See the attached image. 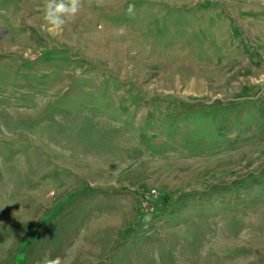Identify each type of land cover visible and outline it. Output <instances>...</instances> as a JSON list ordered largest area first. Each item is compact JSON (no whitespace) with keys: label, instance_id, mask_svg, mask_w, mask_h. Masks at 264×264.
<instances>
[{"label":"rangeland","instance_id":"obj_1","mask_svg":"<svg viewBox=\"0 0 264 264\" xmlns=\"http://www.w3.org/2000/svg\"><path fill=\"white\" fill-rule=\"evenodd\" d=\"M82 5L0 0V264H264V0Z\"/></svg>","mask_w":264,"mask_h":264},{"label":"clouds","instance_id":"obj_2","mask_svg":"<svg viewBox=\"0 0 264 264\" xmlns=\"http://www.w3.org/2000/svg\"><path fill=\"white\" fill-rule=\"evenodd\" d=\"M82 6V0H44L43 20L50 26V31L60 29L78 14ZM134 11L135 5L129 4L127 13L132 15ZM118 32L123 34L124 28H120ZM39 264H71V260L65 257L62 261L60 257L45 255Z\"/></svg>","mask_w":264,"mask_h":264}]
</instances>
